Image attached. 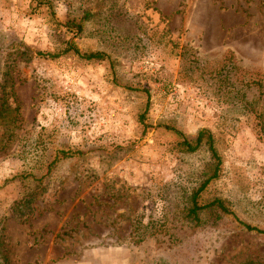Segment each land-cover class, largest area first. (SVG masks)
I'll use <instances>...</instances> for the list:
<instances>
[{
  "label": "rangeland",
  "instance_id": "374dc122",
  "mask_svg": "<svg viewBox=\"0 0 264 264\" xmlns=\"http://www.w3.org/2000/svg\"><path fill=\"white\" fill-rule=\"evenodd\" d=\"M50 2L56 21L81 31L54 34L30 0H0V72L13 84L0 116L5 260L31 262L52 243V257L77 264H264V232L243 227L264 231V140L204 75L225 50L264 69V0ZM69 38L105 59L35 56ZM164 126L210 132L221 167L202 199L222 200L231 216L204 227L184 220L205 153L178 154ZM62 148L80 154L39 178ZM164 218L173 239L132 243L137 223Z\"/></svg>",
  "mask_w": 264,
  "mask_h": 264
},
{
  "label": "trees",
  "instance_id": "16d2710c",
  "mask_svg": "<svg viewBox=\"0 0 264 264\" xmlns=\"http://www.w3.org/2000/svg\"><path fill=\"white\" fill-rule=\"evenodd\" d=\"M34 8H41L47 17V27L52 33H57L59 29L72 31L77 34L81 31L80 23H73L66 20L63 24L56 21L51 10L50 0H30ZM70 54L83 61H102L105 55L99 51H80L69 38L62 42L61 50L56 52H36L35 56L47 60L56 59L62 55ZM0 72V116L8 108L7 102L12 98V80L6 72ZM2 68H0V71ZM204 75L212 82L217 83L218 89H223L227 99L231 103H239L240 108L245 114L252 116L256 123L257 133L264 140V69L257 67L244 66L242 61L230 50H225L216 58L206 63ZM8 89V91L6 90ZM16 112V108H14ZM163 129L169 132L174 137L173 147L178 154L192 155L202 151L205 153V162L200 165L201 170L193 181L188 197L187 205L183 212V218L187 223L194 226L204 227L208 222L209 225L218 223L225 216H231V212L226 208L222 200L218 198L202 199V193L206 187L215 181L220 174L221 161L215 150L213 137L209 131L201 129L192 136H185L178 130L164 126ZM78 151H72L68 148L56 149L52 152L47 161L40 166L42 173L40 177H46L50 174L51 169L60 161L71 159L79 155ZM29 178L35 179L32 174H27ZM38 178V179H39ZM37 179V180H38ZM25 203L20 200L17 203ZM23 221V220H21ZM246 231H254L263 233L248 225H243ZM2 221L0 219V234L2 233ZM162 238L170 237L173 239L170 232H167V220L164 221H148L142 225L137 223L132 229V243L139 245L147 237ZM1 236V235H0ZM0 264H11L9 260L0 252ZM241 264H262L248 259Z\"/></svg>",
  "mask_w": 264,
  "mask_h": 264
},
{
  "label": "crops",
  "instance_id": "0c3cea01",
  "mask_svg": "<svg viewBox=\"0 0 264 264\" xmlns=\"http://www.w3.org/2000/svg\"><path fill=\"white\" fill-rule=\"evenodd\" d=\"M54 238H56L55 237V235H53V241H54ZM46 245H48V246H50V247H46V249H45V251H41V252H38V253H40L41 255H38V254H36L34 257L32 256V259L30 260L31 262H28V263H25V264H34V262H33V259L34 260H37V261H41L42 262V264H56V262L54 263H52V261L54 260H58L57 261V264L59 263V264H77L76 263V261H74V262H72V263H70L69 261V257H63V254L62 255H59V257L58 256H56V257H52L51 256V249L53 248V246H52V243H48V244H46ZM61 249V248H60ZM43 254V255H42ZM65 256V255H64ZM63 257V258H62ZM57 258H62V259H57ZM80 264V263H79Z\"/></svg>",
  "mask_w": 264,
  "mask_h": 264
}]
</instances>
